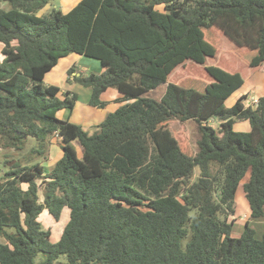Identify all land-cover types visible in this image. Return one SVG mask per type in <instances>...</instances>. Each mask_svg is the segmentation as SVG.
<instances>
[{
	"label": "trees",
	"instance_id": "1",
	"mask_svg": "<svg viewBox=\"0 0 264 264\" xmlns=\"http://www.w3.org/2000/svg\"><path fill=\"white\" fill-rule=\"evenodd\" d=\"M49 1L0 0V264H264V231L255 237L247 220L234 237L229 219L246 174L249 216L264 215V94L227 105L244 79L217 64L169 80L215 56L220 33L262 65L264 0H79L37 15ZM70 53L102 67L67 70L91 89L89 105L103 107L110 88L126 100L92 133L57 117L76 95L44 82ZM172 119L197 124L192 152ZM53 137L61 157L45 166ZM65 209L53 240L39 216Z\"/></svg>",
	"mask_w": 264,
	"mask_h": 264
},
{
	"label": "rangeland",
	"instance_id": "2",
	"mask_svg": "<svg viewBox=\"0 0 264 264\" xmlns=\"http://www.w3.org/2000/svg\"><path fill=\"white\" fill-rule=\"evenodd\" d=\"M79 0H50L48 4L40 8L37 15L46 14L53 6L60 8L62 11L67 12ZM217 44L219 46L218 52L215 56L209 57L206 59L204 64H198L192 61H188L186 64L178 65L169 75V80L177 81L178 79L187 76H205V65L217 64L224 68H230L231 70L239 72L243 79L245 87H248V91L252 95H257L259 92L264 94V63L257 67H249L246 65L237 55V47L229 39L224 37L221 33L218 36ZM2 55L0 53V60ZM70 58H73L74 64H76V69L82 71V73L88 74L89 72H100L101 65L98 60L90 58L84 55H77L75 53H70L69 58L66 56L58 60L56 64L50 71H48L44 76L45 83H52L54 85L60 86L62 91L69 89L76 95V100L73 108L68 111V109H61L57 112V117L59 118H69L73 123L81 125L89 133H92L94 126L100 123L106 116L108 112L113 111L118 106L126 102L125 99L118 93L117 96L116 90L107 89L102 92L100 98L104 101L103 107L96 108L89 105L88 100L90 98L91 89L89 87L83 86L77 82H71L63 78L65 70L67 68V63L72 62ZM229 70V71H231ZM69 76H71L69 74ZM73 77V76H72ZM242 85V90H244ZM252 85V87H250ZM239 92L241 90H238ZM236 94V93H234ZM229 97L226 101V104H230L235 95ZM238 94V92H237ZM253 98V97H252ZM252 98H248L244 103L249 104ZM255 99V98H253ZM256 100V99H255ZM246 121H238L234 124L235 130H242L247 127L248 124L244 123ZM214 128L219 126L217 118H213L208 122ZM168 128L171 130L173 136L180 141L182 146H184L189 151H193V148L196 149V140H197V124L194 121L181 122L178 119H172L168 122ZM249 130V129H248ZM246 131V130H243ZM77 153L80 156L82 153V147L77 141H74ZM1 153V152H0ZM62 150L57 144V138L53 137L52 143L49 146L48 159L42 160L45 166L52 165L59 157H61ZM246 176L240 182V186L236 191L235 202L236 209L235 214L229 216V219L234 218L232 225L231 235L238 237L243 228L245 221H249V225L255 230V237L260 238L264 231V215L258 219L250 218L249 216V205L247 199L244 196L242 189V183L246 180ZM68 218V209H65L61 213L60 219L54 221L49 213L46 211L42 212L39 216V220L44 229H50L51 238L57 239L60 235L63 226ZM3 235L0 234V242H3ZM42 254H39L37 259L41 258Z\"/></svg>",
	"mask_w": 264,
	"mask_h": 264
},
{
	"label": "crops",
	"instance_id": "3",
	"mask_svg": "<svg viewBox=\"0 0 264 264\" xmlns=\"http://www.w3.org/2000/svg\"><path fill=\"white\" fill-rule=\"evenodd\" d=\"M0 49H1V44H0ZM76 54V53H75ZM70 55V54H69ZM69 55L67 56L68 58H69ZM77 55H79V54H77ZM64 58V57H63ZM71 60H72V62L70 63V62H68L67 63V68H66V70H65V73H64V76H63V78H69V81H71V82H74L73 81V78H72V76L74 75V73H71L70 75L71 76H69L68 74H67V70H68V68H70L72 65H74L75 66V68H76V64H74V62L75 61H73V58H70ZM60 60V59H59ZM58 64V63H57ZM101 69H102V67H101ZM78 72H81L82 73V71L81 70H79V69H76ZM45 79V78H44ZM46 84H52V83H46ZM58 86V85H57ZM250 87H252V85L250 86ZM243 88H244V90H242V87L239 89V90H241L240 92L239 91H236L235 93L236 94H234L235 96L233 97V100L230 102V104H228V105H231V104H233L234 103V101L236 100V98L239 96V95H241V94H244V93H246V94H248V98L250 97V98H255V99H257L259 96H261L262 94H261V92H259L257 95H252V97H251V94L249 93V91H248V87H245V84L243 85ZM111 89V88H110ZM66 90H69V89H66ZM72 92V91H71ZM237 92H238V94H237ZM118 95V93H117V91H116V94H115V92H114V96L113 97H115V96H117ZM91 106V105H90ZM92 107H94V106H92ZM96 108H100V107H96ZM115 110V109H114ZM68 120H69V118H68ZM244 123H247L248 124V126L246 127L245 126V128L244 129H242V130H248L249 129V123H248V121H246V122H244ZM86 130V129H85Z\"/></svg>",
	"mask_w": 264,
	"mask_h": 264
},
{
	"label": "built area",
	"instance_id": "4",
	"mask_svg": "<svg viewBox=\"0 0 264 264\" xmlns=\"http://www.w3.org/2000/svg\"><path fill=\"white\" fill-rule=\"evenodd\" d=\"M256 102H257V99L255 100V99L252 98L250 103L256 104Z\"/></svg>",
	"mask_w": 264,
	"mask_h": 264
}]
</instances>
